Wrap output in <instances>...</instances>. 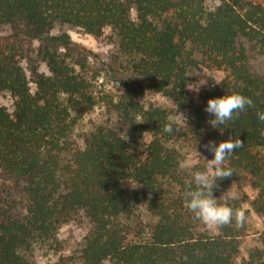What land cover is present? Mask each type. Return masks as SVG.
<instances>
[{
  "label": "trees",
  "instance_id": "16d2710c",
  "mask_svg": "<svg viewBox=\"0 0 264 264\" xmlns=\"http://www.w3.org/2000/svg\"><path fill=\"white\" fill-rule=\"evenodd\" d=\"M210 1L0 0V29L11 28L0 33V95L13 99L12 109L0 106V176L20 184L27 201L24 217L0 220V264H37L32 245L57 242L58 229L82 216L91 224L82 244L51 264H237L244 203L264 216V121L257 116L264 75L240 41L264 49V0ZM57 24L94 37L110 29L117 55L106 73L123 85L120 93L98 88L92 53L69 33L52 34ZM36 41L33 52L48 74L36 68L30 78L25 46ZM202 63L225 77L197 104L186 90ZM144 87L193 115L185 124L172 120L170 110L142 102ZM233 91L254 104L221 132L204 109ZM101 104L115 120L76 132L85 112ZM230 136L241 146L225 161L232 174L214 180L213 196L241 215L213 234L184 205L192 169L181 167L179 143ZM125 181L139 187L148 223L127 198ZM234 184L258 190L256 199L230 198ZM261 238L249 264H264Z\"/></svg>",
  "mask_w": 264,
  "mask_h": 264
},
{
  "label": "rangeland",
  "instance_id": "374dc122",
  "mask_svg": "<svg viewBox=\"0 0 264 264\" xmlns=\"http://www.w3.org/2000/svg\"><path fill=\"white\" fill-rule=\"evenodd\" d=\"M220 4V0H211L209 5L211 7ZM1 35H8L11 33L9 26H2L0 29ZM69 33L75 44H81L85 46L91 53V64L93 66L92 75L96 73L98 78V88L102 91H113L114 93H120L123 85L120 82H114V78H107V64L112 62V58L117 55V48L109 40L110 29H107L103 36L94 37L85 33L83 30L70 26L57 24L52 34ZM245 47L248 50L250 56V63L253 70L259 74L264 75V49L257 46L255 43H251L246 39H241ZM40 46L39 41L34 42L32 46H25L28 52L27 61L25 66L27 68V74L30 78L33 76L34 69L41 73L48 74V68L45 63L41 62L36 53L33 52ZM106 77V79H105ZM191 85L186 90V95L193 99L197 104H201L203 101L204 91L212 84L220 83L225 74L223 71L210 69L205 64H199L190 72ZM110 80V81H108ZM146 86V84L144 83ZM142 102L154 103L160 107L166 108L172 112L171 119L185 124L186 121L193 115L191 110H185L178 108L170 99L163 96L160 93H155L148 88L144 87L142 93ZM0 106L7 108H13V99L9 95H0ZM115 120L114 114H110L106 105H97L85 112L83 118L80 120L79 127L76 130L78 133L88 130L95 124H101L104 121ZM209 141L204 140L202 142L184 141L179 143V148L184 156V161L188 158H192L194 164L191 168L203 167L206 163L204 159L213 158V153L209 152L205 145ZM218 144V143H217ZM199 156L197 159V153ZM204 158V159H203ZM127 198L130 202L139 209L142 219L148 223L150 217L146 208L142 196L139 193V187L131 181H125L122 183ZM259 191L252 188L250 185H237L234 184L228 193L230 198L243 199L247 197L249 200L256 199ZM26 197L22 191V186L13 180H9L4 176H0V220L4 218H22L26 214ZM243 220L244 230L241 237V254L237 260V264H249L250 255L255 251L263 247L262 235L264 234V216L259 215L249 202H245L243 205ZM91 224L84 216L76 221H71L62 225L57 231V242L49 240L47 242H36L32 245L29 253L32 255V259L37 264H51L56 261L59 256L64 253L67 255L76 251L84 237L86 236ZM209 231L213 234H217L218 230L216 225L209 227ZM110 264V263H107Z\"/></svg>",
  "mask_w": 264,
  "mask_h": 264
},
{
  "label": "clouds",
  "instance_id": "9594fccd",
  "mask_svg": "<svg viewBox=\"0 0 264 264\" xmlns=\"http://www.w3.org/2000/svg\"><path fill=\"white\" fill-rule=\"evenodd\" d=\"M253 104L251 97L235 91L210 98L204 110L213 118L207 122L212 128L220 130L226 123L239 116L241 112L246 111L247 107H251ZM257 116L261 121H264V111H258ZM165 131H171V126L166 127ZM240 146V139H233L231 136L218 144L215 141H209L205 148L213 153V158H203L206 161L205 165L202 168L195 167L192 169V180L183 193V202L195 218L209 227L227 224L233 215H241L238 210L228 204L227 200L220 203L219 199L213 196L214 180L232 174L231 170L225 166V161L234 152V149H238ZM195 151L197 153L196 158L199 159V153L197 150ZM193 164V159L188 158L181 167L191 168Z\"/></svg>",
  "mask_w": 264,
  "mask_h": 264
}]
</instances>
